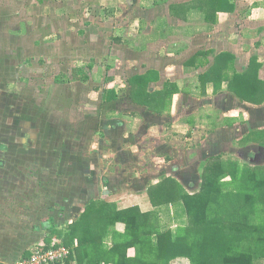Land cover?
Instances as JSON below:
<instances>
[{"label":"crops","instance_id":"crops-1","mask_svg":"<svg viewBox=\"0 0 264 264\" xmlns=\"http://www.w3.org/2000/svg\"><path fill=\"white\" fill-rule=\"evenodd\" d=\"M36 1L47 2V8L50 3ZM67 1L72 5L57 4L55 15L69 21L62 33L50 34L62 35L59 39L65 48L76 38L71 45L75 52L58 54L59 60L70 58L71 74L84 71L82 67L94 71V65H103L107 76L102 75L99 84L91 87L99 98L95 106L89 93L76 92L72 105L54 106L55 116H51L52 108L17 106L9 100V84L3 90L0 85V97L9 95L7 100L0 98V264H16L38 245H46L49 225L64 227L90 200L103 198L119 209L137 206L143 212L154 209L158 214L164 209L168 220L185 217L184 208V212L178 209L183 207L180 202L153 208L147 189L162 179H171L187 193H194L200 186L194 184L195 162L199 165L202 154L205 160L221 155L214 152L207 157L205 149L200 154L195 149L180 151L175 147L171 138L176 136L170 135V129L180 124L177 121H187L189 114L203 110L186 106L189 99H200L222 113L243 109L249 114L247 121L229 117L226 121L230 122L207 135L206 141L220 144L229 136V130L234 131V143L250 130L264 129V103H240L228 91L225 80L216 88L211 82L199 80L213 67L215 59L221 58L230 72L243 73L250 64L258 65V79L264 82V0H234L233 12H219L207 19L205 12L193 8L197 1L205 0ZM20 2L26 5V0ZM83 2L92 7L89 16L102 7L100 25L105 27L98 28L82 18L87 15L82 13L87 10L80 8ZM142 36H151L152 40L145 43L147 39ZM85 43L90 50L80 53ZM12 50L9 54L14 55ZM2 62L0 65L7 66ZM145 75L149 78V94L162 92L166 83L175 88L169 102L159 110L149 109L131 97L130 79ZM89 81L91 78L81 85ZM57 84L64 83L61 80ZM106 90L107 96L112 91L115 98L105 100ZM51 119L54 129L49 126ZM64 122L73 126L72 131L64 128V132ZM51 129L56 131L55 137H62L58 145L50 144L54 145L52 152L42 147L41 139L52 136ZM38 134L41 147L36 146ZM150 150L156 155L153 160H148ZM116 229L122 231L123 227L118 225Z\"/></svg>","mask_w":264,"mask_h":264},{"label":"trees","instance_id":"trees-1","mask_svg":"<svg viewBox=\"0 0 264 264\" xmlns=\"http://www.w3.org/2000/svg\"><path fill=\"white\" fill-rule=\"evenodd\" d=\"M193 8L205 12L207 19L219 12H233L234 0L197 1ZM257 72L256 64L243 73L230 72L221 58H216L199 80L211 82L215 88L225 80L228 91L240 103L261 105L264 82ZM148 79V75L130 79L131 97L159 110L175 88L166 83L162 92L149 94ZM88 80L85 75L81 82ZM60 82V77L55 78V83ZM107 93L104 91L105 100L115 98L112 91L110 96ZM243 141L264 149V129L250 130ZM199 179L198 190L191 194L171 179H162L147 189L153 208L175 202L183 205L187 217L183 226L163 229L154 209H119L114 202L94 199L64 227L49 225L46 245L54 238L69 247L68 262L75 264H170L178 258L189 264H264V166L251 167L223 161L222 155L212 156L200 164ZM118 225L122 231L116 229Z\"/></svg>","mask_w":264,"mask_h":264},{"label":"rangeland","instance_id":"rangeland-1","mask_svg":"<svg viewBox=\"0 0 264 264\" xmlns=\"http://www.w3.org/2000/svg\"><path fill=\"white\" fill-rule=\"evenodd\" d=\"M7 1L8 0H0V60L3 61L2 63L7 65H0V76L2 77L0 85H3V88H1V90H3L5 89L4 85L7 86L9 84L8 91L10 93V102L14 101L17 106L27 105L29 107H40L42 109H45L47 107L48 109L52 108L51 112L52 114H54V112L56 113V110H53V108L56 104L61 103V105H72V98L74 97L73 95L76 96L75 93L78 92L81 95H87L89 93V98L92 99L91 102H93L92 104L95 106L98 103L99 98L95 94L96 90L92 92L91 89L99 84V79L101 77L107 76V69L103 65H94V71H90L89 68L82 67L85 74H71L69 70V68L71 69L72 67L70 63L71 61H69L70 58H65L64 62H62L61 60H59L61 59L59 58V55H73L72 51L75 52V50L71 49V45L74 42L76 43V38L71 40V44L67 43L68 48H65L62 38L59 39V37H62V35L58 34L57 36L50 34L51 32L62 33V30L66 25V21H69V19L66 18L62 19L64 17H56V5L67 3V5L71 6L72 3L70 1L68 2L67 0H63L60 3L56 2V0H49L50 3L48 4L49 6L47 8V2L43 1L40 3L36 0H26L25 6H23V2H20L21 0H11L8 1L9 4ZM102 6L103 8L105 7L104 5ZM80 8L82 11L87 10V12H82L83 14H91V12L88 11L89 9L92 10V7L88 8L85 2H83V6H80ZM100 9H102V7L96 9L94 15L89 16L87 14L82 18L85 17V21L94 23V26L102 28L104 24H101L102 26L100 25V23L102 22L99 15L101 11ZM81 19H76V22L80 23ZM77 23H75V25H77ZM8 30H10V32H8ZM104 34H107V30ZM11 36L19 38H12ZM23 37L26 38L24 39ZM142 37H144V39H147L146 41H144L145 43L148 42V40H152L151 36ZM47 38H49V40ZM47 41H51V44H48L49 42L47 43ZM128 43L132 44L130 41H128ZM18 45H20V49L16 50ZM13 48L15 49L12 50ZM11 50L15 51L14 55L9 54ZM89 50L90 49L88 48V45H86L85 43L84 50L80 51V53L88 52ZM80 56L84 57L83 55ZM11 60L13 61L12 63ZM24 61L27 62L23 64ZM102 67L104 69L103 72L101 70ZM59 73L61 75H59ZM85 75H88V78H91V81H89L85 85H81V79ZM94 76L96 79H94ZM57 77H60L64 84L55 83V78ZM77 79H79L80 81L78 83H75L74 81H76ZM9 95L5 94V97L0 98H5V100H7V96ZM200 101V99H189L185 103L186 106H189L190 108L193 107L194 109L195 107H201V109L203 110H200L199 112L194 114H189L190 116L188 117L187 121H177L180 124H177L175 128L170 129V135L176 136L173 139L169 136L174 142L175 147L180 151L187 148L192 150L195 149V151H199L200 154L205 149L207 150V157L213 155L214 152H217L222 155L223 161L229 160L231 162H237L239 164L245 163L250 165L251 167L264 166V149L254 143H244L243 138L245 136L242 139H239L237 141L235 140L234 143H231L232 140H234L232 139L234 131L228 130L229 136H225V139L222 140V143L220 144L215 143V141L211 139H208L207 141L204 140L207 135L214 133V130L222 128L223 125L227 122L226 119H228L229 117L239 116L241 120L246 119L247 121L249 117L247 111L240 109L232 110L228 113H222L218 108H214L213 105H204V103H201L202 101ZM219 107L221 106L219 105ZM51 116H55V114ZM62 116L70 120L69 116H66L65 114ZM190 120L192 122H190ZM49 123H51L49 126L54 129V119L53 121L52 119L49 120ZM69 123H71V121H69ZM66 125H68V127ZM64 128H68L69 131H72L73 126L64 122L63 129ZM49 132L52 133V136H43V138H41L43 141L42 147L44 148V146H47V151L52 152L51 149L54 148V145L50 144L61 143L62 137H60L59 135L55 137V133H53L56 132L55 130ZM187 133H189L190 136H188ZM40 137L41 136H39L38 134L36 140V146L39 147H41L42 145L39 142ZM186 137L187 140L185 141ZM156 147L157 146H154V148H152L156 150ZM151 152L152 150H150V153L148 154V160H153L156 158L155 152ZM205 157L206 156L202 154V161L199 163V165L197 162H195L193 166L194 184H196L197 186L200 185L199 167L200 164L205 160ZM67 196L68 195H65V198ZM178 209L184 212L182 206H179ZM158 211H161V214L159 212V217L163 229H175L178 224H185V221L187 223V219H185L186 216L180 217L181 219H179V221L172 219L168 220L164 209ZM133 253V249H130L128 251V255L131 257ZM170 264H189V262L184 258H178L172 261Z\"/></svg>","mask_w":264,"mask_h":264},{"label":"built area","instance_id":"built-area-1","mask_svg":"<svg viewBox=\"0 0 264 264\" xmlns=\"http://www.w3.org/2000/svg\"><path fill=\"white\" fill-rule=\"evenodd\" d=\"M71 249L58 240H53L51 244H40L35 247L31 255L27 258H21L16 264H75L68 262Z\"/></svg>","mask_w":264,"mask_h":264}]
</instances>
